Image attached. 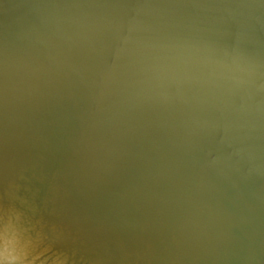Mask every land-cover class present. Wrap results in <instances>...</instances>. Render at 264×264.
Here are the masks:
<instances>
[{
    "label": "water",
    "instance_id": "95a60500",
    "mask_svg": "<svg viewBox=\"0 0 264 264\" xmlns=\"http://www.w3.org/2000/svg\"><path fill=\"white\" fill-rule=\"evenodd\" d=\"M10 203L31 264H264V0H0Z\"/></svg>",
    "mask_w": 264,
    "mask_h": 264
},
{
    "label": "clouds",
    "instance_id": "9594fccd",
    "mask_svg": "<svg viewBox=\"0 0 264 264\" xmlns=\"http://www.w3.org/2000/svg\"><path fill=\"white\" fill-rule=\"evenodd\" d=\"M26 224L24 209L11 203L0 207V244L5 249L0 264H31L30 250L34 243Z\"/></svg>",
    "mask_w": 264,
    "mask_h": 264
}]
</instances>
